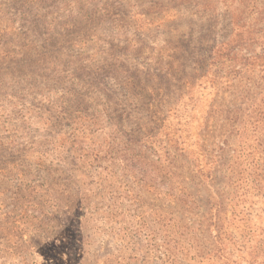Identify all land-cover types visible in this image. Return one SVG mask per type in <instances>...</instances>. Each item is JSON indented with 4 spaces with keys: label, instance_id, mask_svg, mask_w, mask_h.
Wrapping results in <instances>:
<instances>
[{
    "label": "rangeland",
    "instance_id": "374dc122",
    "mask_svg": "<svg viewBox=\"0 0 264 264\" xmlns=\"http://www.w3.org/2000/svg\"><path fill=\"white\" fill-rule=\"evenodd\" d=\"M0 264H264V0H0Z\"/></svg>",
    "mask_w": 264,
    "mask_h": 264
},
{
    "label": "trees",
    "instance_id": "16d2710c",
    "mask_svg": "<svg viewBox=\"0 0 264 264\" xmlns=\"http://www.w3.org/2000/svg\"><path fill=\"white\" fill-rule=\"evenodd\" d=\"M97 158H98V156H96L94 159L97 160ZM175 179H177V177H176ZM170 183H171V184H172V183L174 184V183H176V181H175V182H170Z\"/></svg>",
    "mask_w": 264,
    "mask_h": 264
}]
</instances>
